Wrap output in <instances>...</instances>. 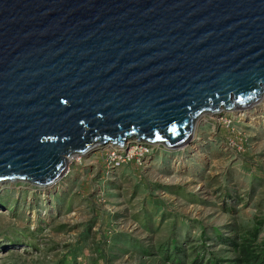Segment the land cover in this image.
Listing matches in <instances>:
<instances>
[{
	"label": "water",
	"instance_id": "1",
	"mask_svg": "<svg viewBox=\"0 0 264 264\" xmlns=\"http://www.w3.org/2000/svg\"><path fill=\"white\" fill-rule=\"evenodd\" d=\"M263 94L264 0H0V183Z\"/></svg>",
	"mask_w": 264,
	"mask_h": 264
},
{
	"label": "rangeland",
	"instance_id": "2",
	"mask_svg": "<svg viewBox=\"0 0 264 264\" xmlns=\"http://www.w3.org/2000/svg\"><path fill=\"white\" fill-rule=\"evenodd\" d=\"M244 109L259 117L256 125L253 118L222 110L205 115L182 148L132 140L117 153L112 148L118 147L98 145L73 158L55 188L1 184L0 264H134L140 255L146 264H170L154 254L171 236L181 250L205 242L219 254L228 246L215 230L233 235L232 225H256L259 241L264 237V95ZM203 227L210 239L195 241ZM186 228L192 241L185 239ZM113 237L118 247L133 241L154 253L113 249L118 258L112 261L94 253Z\"/></svg>",
	"mask_w": 264,
	"mask_h": 264
},
{
	"label": "trees",
	"instance_id": "3",
	"mask_svg": "<svg viewBox=\"0 0 264 264\" xmlns=\"http://www.w3.org/2000/svg\"><path fill=\"white\" fill-rule=\"evenodd\" d=\"M179 229L183 230V221L180 223ZM256 225L252 227H246L244 229L235 228L234 225L231 226L233 235H225L217 229L215 230L216 235L218 236V241H221V244H225L228 246L225 250H227L226 255L224 257H220L219 255L225 250L220 248L219 254H216L215 251L207 248V244L204 242L202 244H192V247H189V250H181L179 248L178 238L175 236H171L166 243L164 244L163 250L159 253H155L154 255H159L161 253V257L163 259L168 258V262L170 264H264V237L257 241V228ZM235 230V231H234ZM238 231V232H237ZM186 241H192L191 235L188 233V228H186ZM201 238L195 240L198 242H202L204 240L210 239L206 238V231L204 227L199 232ZM111 237V235H110ZM237 238V239H236ZM116 238L113 237L107 242H103L102 250H96L94 253H99V257H103L105 260L112 261L115 258H118L117 254L113 249L121 250L123 254L127 253V250L137 251L141 254H152L154 250H150L147 247L140 245V243H134L133 241L126 242V247H118L116 246L114 240ZM256 243L254 245L253 243ZM108 248L107 254L104 253L106 247ZM98 249V248H97ZM155 250V251H157ZM188 251V253H187ZM183 252L184 255L179 254ZM194 255V256H193ZM107 256H111L109 259ZM102 259V258H101ZM75 261V260H74ZM87 262H85L86 264ZM90 264H99V262L91 261ZM111 264V263H109ZM134 264H146L144 258H141V255L138 256V260Z\"/></svg>",
	"mask_w": 264,
	"mask_h": 264
},
{
	"label": "bare ground",
	"instance_id": "4",
	"mask_svg": "<svg viewBox=\"0 0 264 264\" xmlns=\"http://www.w3.org/2000/svg\"><path fill=\"white\" fill-rule=\"evenodd\" d=\"M264 95V94H263ZM263 95L260 97V99L262 100V97H263ZM259 99V100H260ZM259 100H254V101H252L251 103H249V104H247V105H245V106H242V107H235V108H230V109H227V110H225V111H228L229 110V112L231 113V114H237V115H243L242 117H250V118H253V116L252 115H249L248 116V111H245V109H244V107H247V106H254ZM257 107V106H256ZM260 107V106H259ZM258 108V107H257ZM225 109V108H224ZM224 109H222L221 107H219L218 108V110H216V111H210V112H207V113H202L196 120H195V122H194V124H193V129H192V132H191V134L189 135V136H187V138L185 137V138H183V139H180L178 142H176V143H174V145L172 146V147H174V146H177L178 148H182V147H184V145H185V143H187V141H188V143L187 144H189V142L193 139L192 138V135H195V132H196V128H197V124H198V122H200V121H202L203 119H205V115H212V114H217V113H219L220 111H222V110H224ZM244 109V110H243ZM258 110H261V109H258ZM263 116V115H262ZM259 117H255V118H253V119H250L251 120V122L252 123H254L255 125L258 123V119ZM261 118H264V116L263 117H261ZM249 120V119H248ZM192 138V139H191ZM132 140H138V141H140V142H143L144 143V141H146L148 144H162L163 146H167V147H171L168 143H164V142H161V141H148V140H143V139H138L137 137H129V138H126V139H124V140H122V143L123 144H120V143H118V142H112V140H108L106 143H104L105 144V146L106 147H110V148H112L111 146L113 145V146H115V147H118V148H116V149H114V148H112V151H117V153H120L123 149H124V147H125V145H127V144H129V143H131L132 142ZM98 143V142H97ZM104 144H95V145H93L92 147H90L84 154H86V153H88L89 151H93V149L94 148H96L98 145H104ZM194 145H196V144H194ZM121 147V148H120ZM176 147V148H177ZM98 148V147H97ZM102 148V147H101ZM107 149V148H106ZM111 150V149H110ZM84 154H75L74 156H71L70 158H69V162H68V167H69V163H70V161L73 159V158H75V157H79V156H81V155H84ZM74 160V159H73ZM73 162V161H72ZM68 169V168H67ZM66 172V171H65ZM61 178V174L53 181V182H51V183H49V184H45V185H36V184H31V183H29V182H27V181H16V180H13V181H7V182H5V183H11V184H13V183H15V182H26V183H29V184H31V185H35V186H38V187H47V185H50V187H52L53 185V187L55 188L56 186H55V184H56V182H57V180H59ZM5 183H0V185L1 184H5ZM23 184V183H22ZM39 190V189H38Z\"/></svg>",
	"mask_w": 264,
	"mask_h": 264
},
{
	"label": "clouds",
	"instance_id": "5",
	"mask_svg": "<svg viewBox=\"0 0 264 264\" xmlns=\"http://www.w3.org/2000/svg\"><path fill=\"white\" fill-rule=\"evenodd\" d=\"M221 113H224V111L223 112H220L219 114H221ZM119 143V142H118ZM144 143L146 144V145H148V143L146 142V141H144ZM123 144V143H122ZM67 171V170H66ZM19 181H21V180H19ZM217 230V229H216Z\"/></svg>",
	"mask_w": 264,
	"mask_h": 264
}]
</instances>
